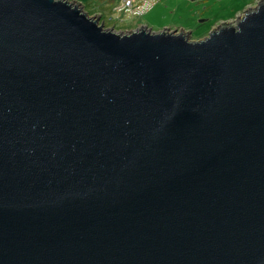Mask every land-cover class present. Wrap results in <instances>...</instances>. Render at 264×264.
<instances>
[{"label":"water","instance_id":"95a60500","mask_svg":"<svg viewBox=\"0 0 264 264\" xmlns=\"http://www.w3.org/2000/svg\"><path fill=\"white\" fill-rule=\"evenodd\" d=\"M0 0V264H264V0L205 39Z\"/></svg>","mask_w":264,"mask_h":264},{"label":"rangeland","instance_id":"374dc122","mask_svg":"<svg viewBox=\"0 0 264 264\" xmlns=\"http://www.w3.org/2000/svg\"><path fill=\"white\" fill-rule=\"evenodd\" d=\"M81 4L90 16H102L106 29L131 32L146 27L152 32L163 30L191 34L192 41H201L223 24L242 18L263 0H160L144 17L123 15L120 0H67ZM141 26V27H139ZM211 29V30H210Z\"/></svg>","mask_w":264,"mask_h":264},{"label":"built area","instance_id":"2783aa9c","mask_svg":"<svg viewBox=\"0 0 264 264\" xmlns=\"http://www.w3.org/2000/svg\"><path fill=\"white\" fill-rule=\"evenodd\" d=\"M122 8L119 12L123 15L142 17L160 3V0H120Z\"/></svg>","mask_w":264,"mask_h":264},{"label":"crops","instance_id":"0c3cea01","mask_svg":"<svg viewBox=\"0 0 264 264\" xmlns=\"http://www.w3.org/2000/svg\"><path fill=\"white\" fill-rule=\"evenodd\" d=\"M152 10H153V9H152ZM152 10H151V11H152ZM151 11H149V12H151ZM149 12H148L147 14H149ZM147 14L143 15L142 17L146 16ZM97 15H98V13H97ZM139 27H141V26H139ZM137 30H138V29H137Z\"/></svg>","mask_w":264,"mask_h":264},{"label":"trees","instance_id":"16d2710c","mask_svg":"<svg viewBox=\"0 0 264 264\" xmlns=\"http://www.w3.org/2000/svg\"><path fill=\"white\" fill-rule=\"evenodd\" d=\"M211 30V29H210Z\"/></svg>","mask_w":264,"mask_h":264}]
</instances>
